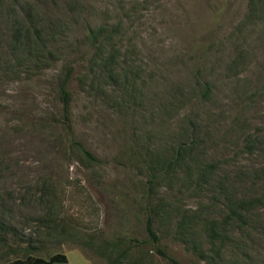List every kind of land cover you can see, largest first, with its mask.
<instances>
[{"label": "rangeland", "instance_id": "obj_1", "mask_svg": "<svg viewBox=\"0 0 264 264\" xmlns=\"http://www.w3.org/2000/svg\"><path fill=\"white\" fill-rule=\"evenodd\" d=\"M263 196L264 0H0V264H264Z\"/></svg>", "mask_w": 264, "mask_h": 264}, {"label": "trees", "instance_id": "obj_2", "mask_svg": "<svg viewBox=\"0 0 264 264\" xmlns=\"http://www.w3.org/2000/svg\"><path fill=\"white\" fill-rule=\"evenodd\" d=\"M106 37V30L102 26H98L96 29H91L89 31V38L91 40V44H96L100 40ZM41 36L39 32L36 33V39L38 40L37 43L39 46V54L41 53L40 59H46V57L42 56L45 55L46 47L42 44V40H40ZM102 38V39H101ZM49 54L51 52H48ZM73 71L72 68H67L64 72L62 78L57 83V96L60 105V124L64 130V134L66 140L72 147L79 149L87 159L92 161H99L98 158L89 150H87L80 141L76 140L74 137V130L73 125L70 117V107H71V90L69 87V83L71 80V72ZM264 199L263 197L259 198H252L246 201H242L241 203L246 210H249L254 204ZM249 206V207H248ZM146 231L148 233L149 242L152 244V247L156 251L157 254L162 256L163 258L167 259L168 261L172 262L173 264H181L175 258H173L166 250H164L160 246V237L156 233L153 227V220L151 215H148L146 219ZM54 262H67V256L63 253H55L51 255L49 258H42L39 256H27L25 258H16L11 261L6 262L5 264H42V263H54Z\"/></svg>", "mask_w": 264, "mask_h": 264}, {"label": "crops", "instance_id": "obj_3", "mask_svg": "<svg viewBox=\"0 0 264 264\" xmlns=\"http://www.w3.org/2000/svg\"><path fill=\"white\" fill-rule=\"evenodd\" d=\"M54 263H58V262H54ZM65 263L69 264V259H67V262ZM42 264H52V263H42Z\"/></svg>", "mask_w": 264, "mask_h": 264}]
</instances>
